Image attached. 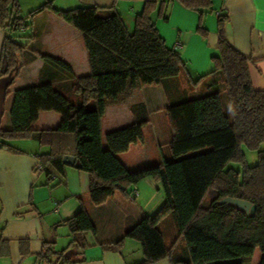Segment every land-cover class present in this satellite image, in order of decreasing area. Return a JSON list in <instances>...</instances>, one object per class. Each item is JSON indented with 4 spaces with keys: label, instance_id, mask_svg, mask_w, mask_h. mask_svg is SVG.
Instances as JSON below:
<instances>
[{
    "label": "trees",
    "instance_id": "trees-1",
    "mask_svg": "<svg viewBox=\"0 0 264 264\" xmlns=\"http://www.w3.org/2000/svg\"><path fill=\"white\" fill-rule=\"evenodd\" d=\"M177 1L201 15L209 12L214 2ZM154 7V2H145L132 30L118 12L101 14L99 10L104 7L99 6L64 10L45 0L30 11L28 17L49 10L82 34L90 72L74 77L61 59L39 54L41 72L50 78L14 91L11 129H0V147L18 139H32L41 147H49L40 155L47 173H63L67 166L63 157L74 156L80 162L79 169L89 174V197L95 206L105 203L116 191L129 198L138 190L127 189L144 179L158 182L163 192L161 206L153 214L130 222L115 242L121 247L125 239L138 241L143 260L137 264L165 257L171 264H264V91L252 87L249 59L228 42L225 15L217 17L218 53L212 57L213 69L193 78L178 51L168 47L158 33L151 18ZM25 26L19 0H0V27L6 30L0 78L10 75L8 87L32 56L27 47L13 41L12 34ZM208 76H219V83L195 93ZM68 77L76 101L53 85L55 80ZM145 86H161L165 94L172 129L168 146L171 157L129 170L118 155L143 141L149 122L144 104L130 106L131 120L126 124L104 132L102 121L107 107L125 103ZM43 111L59 114L60 124L33 129ZM244 149L256 152L254 165L247 163ZM230 164H237L239 169ZM225 197L255 204L254 214L220 203ZM167 216L172 217L177 232L173 245L178 238L185 242L183 255H172L173 245L166 246L158 228ZM64 224L75 254L86 247L85 234L96 231L83 207ZM49 250L50 246L40 257L48 259ZM66 250L53 252L56 264L72 261V257H64Z\"/></svg>",
    "mask_w": 264,
    "mask_h": 264
},
{
    "label": "crops",
    "instance_id": "crops-1",
    "mask_svg": "<svg viewBox=\"0 0 264 264\" xmlns=\"http://www.w3.org/2000/svg\"><path fill=\"white\" fill-rule=\"evenodd\" d=\"M51 1L56 8L64 10L79 6H99L104 7L99 10L101 14L116 11L129 30L133 29L135 17L143 9L145 2H154L151 18L158 33L168 47L178 51L193 78L203 76L213 69L212 57L218 53L217 17L225 15L228 42L249 59L252 87L264 91V0H214L211 10L202 15L185 8L177 0ZM21 4L22 2L20 15L25 17L27 13H23ZM25 23V27L12 34L15 36L13 41L27 47L32 56L19 70L13 84L6 89L8 94L2 105L1 130L11 129L10 109L14 91L50 78L48 73L41 72L43 60L39 54L61 59L70 66L74 77H84L90 72L79 31L49 10L28 17ZM5 34L6 30L0 27V54ZM55 70L52 67L51 72L55 73ZM70 79L55 80L53 85L74 99L70 91ZM219 81V76L205 77L195 90L203 92L209 84ZM137 103L144 104L149 122L144 128L143 141L118 155L129 170L145 166L152 160L160 162L169 157L162 155L160 144L165 143L168 148L172 138L166 114L167 100L161 86L141 87L125 103L107 107L102 121L103 131L128 123L131 120L130 106ZM60 120L59 114L43 111L39 113L32 128H56ZM148 129H154L152 135ZM154 134L160 158L149 155L153 144H156L152 139ZM147 135H150L149 144ZM48 151L49 147H41L32 139L17 143L9 140L6 146L0 147V264H56L53 252L71 249V236L64 220L72 217L82 207L92 218L96 231L95 234H85L87 245L77 254L71 249L73 253L69 257H72V261L67 264L141 262L143 253L138 241L125 239L121 247H117L115 242L130 222L153 214L161 206L163 192L160 184L153 179H144L135 187L127 189L130 192L133 188L138 190L135 199L116 191L105 203L95 206L89 197L90 177L87 172L70 165L65 167L63 173H47L43 166L40 170L36 169L37 163L42 165L40 155ZM93 212L105 216L94 219ZM173 229L176 231L174 224ZM58 232L65 236V241L60 246H57ZM177 241L183 240L178 238ZM49 246L48 259L40 257ZM174 248L179 249L178 254H185V242L180 245L176 242ZM150 264L171 263L165 257Z\"/></svg>",
    "mask_w": 264,
    "mask_h": 264
},
{
    "label": "rangeland",
    "instance_id": "rangeland-1",
    "mask_svg": "<svg viewBox=\"0 0 264 264\" xmlns=\"http://www.w3.org/2000/svg\"><path fill=\"white\" fill-rule=\"evenodd\" d=\"M20 3L22 2V4H21V8H22V10H23V13H29L30 11H32V10H34L35 8H37L38 6H40V5H42L44 2H45V0H20L19 1ZM27 14H26V16L25 17H23L24 18V21L26 22L27 21V18H28V16H27ZM195 91V93H196V91L197 90H194ZM73 100L74 101H76L77 100V97L76 96H74L73 95ZM148 131H149V134L150 135H152L153 134V132H154V129H148ZM150 135H147V137H146V139H148V144H149V142H150V138H148ZM155 137H156V135L154 134V136H153V140L155 139ZM21 140H24V139H18V140H13L14 142H16L17 143V141H21ZM155 141V140H154ZM156 142V141H155ZM151 144V143H150ZM153 144V143H152ZM11 145H13V143L11 144ZM161 145V147H162V155H164V156H170L171 154H168V152L167 151H169V149L168 148H166L167 146H166V144L165 143H162V144H160ZM18 146H23V145H18ZM170 153V152H169ZM244 153H245V155H246V160H247V163L249 164V165H254L256 162H257V154H256V152H254V151H251V150H247V149H244ZM130 155H131V153H130ZM149 155H151L152 156V158H154V157H156L157 158V156L160 158L161 157V153H160V151H159V147H158V145H157V142H156V144L154 143L153 144V147H152V151L149 153ZM171 157V156H170ZM168 158V157H167ZM151 163H149V164H152V163H158L159 161H154V160H152V161H150ZM230 166H232V167H234V168H238L239 169V166L237 165V164H230ZM207 201V200H206ZM205 201V202H206ZM134 204V203H133ZM103 213V212H102ZM104 216H105V214H101V216H100V214H98L97 215V213H95V212H93V215H92V217L94 218V219H96L97 217L98 218H104ZM173 224H174V222H173V220H172V217L171 216H168L164 221H162V223L158 226V228L161 230V232H162V234L164 235V242H165V244H166V246L167 247H169V246H171L173 243H174V241H175V238H176V231H174V229H173ZM98 227V226H97ZM65 241V236H64V233H62V232H58V243H57V246H60V244L61 243H63ZM177 243H178V245H180L181 243H183L184 244V242L183 241H176ZM178 251H179V249L177 248V249H173L172 250V255L173 256H178Z\"/></svg>",
    "mask_w": 264,
    "mask_h": 264
},
{
    "label": "water",
    "instance_id": "water-1",
    "mask_svg": "<svg viewBox=\"0 0 264 264\" xmlns=\"http://www.w3.org/2000/svg\"><path fill=\"white\" fill-rule=\"evenodd\" d=\"M10 81H11L10 75L0 78V119L2 116V105L5 99L6 89ZM63 163L65 165H70V166H74L77 168L80 167L79 160H77L74 156H64ZM219 202L235 205L243 209L246 213H251V214H254L255 209H256L255 204H252L251 202L247 200H243V199L235 198V197H225L221 199ZM72 253H73V250L70 249L64 253V257L68 258Z\"/></svg>",
    "mask_w": 264,
    "mask_h": 264
},
{
    "label": "built area",
    "instance_id": "built-area-1",
    "mask_svg": "<svg viewBox=\"0 0 264 264\" xmlns=\"http://www.w3.org/2000/svg\"><path fill=\"white\" fill-rule=\"evenodd\" d=\"M42 168V165L40 163L36 164V169L40 170ZM138 192L136 190L133 191V194L130 196V199H134L135 197H137Z\"/></svg>",
    "mask_w": 264,
    "mask_h": 264
}]
</instances>
